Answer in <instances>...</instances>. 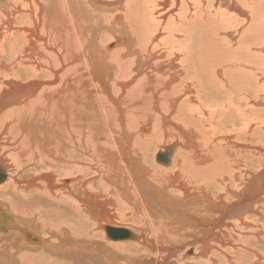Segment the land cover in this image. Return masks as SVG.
Wrapping results in <instances>:
<instances>
[{
  "label": "bare ground",
  "instance_id": "6f19581e",
  "mask_svg": "<svg viewBox=\"0 0 264 264\" xmlns=\"http://www.w3.org/2000/svg\"><path fill=\"white\" fill-rule=\"evenodd\" d=\"M2 1L6 3L0 5V120L9 116L7 109L4 110L9 101L4 99L5 90L18 91L22 87L7 77H14L17 70L33 74L35 77L28 82L31 94L20 100L19 104L24 105L21 108L33 104L36 109L32 118H44L52 126L53 122L69 120L80 142L93 139L91 147L84 142L87 146L84 148L93 147L94 151L105 154L108 159L103 162L110 168H118L120 162L123 167L124 164L130 167L125 176L122 169L118 168V172L111 169L107 177L110 180H106L107 194L112 197L116 193L131 203L142 227L139 236L129 227L115 224L117 211L108 207L110 204L106 207L107 202L113 206V197L101 200L97 193L86 191V197L79 198V208L98 222L97 228L101 224H106L102 226L104 231L105 226L124 228L136 240L119 241L105 231L112 240L106 239L103 244L96 241L99 234L92 231L96 238L86 240L84 247L83 240L75 239L87 235L82 231L85 227L77 232L73 223L78 222L79 213L70 208L60 210L63 192L56 194L48 185L49 191L35 212L32 207L21 205L26 203L22 200L12 208L57 231L61 243L50 244L20 227L18 222L25 216L10 215L4 208L11 200L0 199V233L12 231L14 240L21 235L26 242L37 244L21 250L11 247L5 258L0 255V264H28L31 255L37 257V251H45L42 254L49 260L48 257L43 260L54 264L59 263L53 259L59 254L70 255L64 261L66 264H264V186L261 184L264 167L254 173L255 167H248L264 161V0H152L153 7L148 0H127L124 7L111 14L117 23L109 19L103 22L102 13L85 9L84 0L83 3L80 0L78 3L77 0ZM90 2L116 7L119 3L117 0ZM166 4L168 8L162 11ZM89 21L112 32L108 36L104 32L105 37L118 34L113 48L98 43L99 29L93 33L94 25ZM79 61L83 70L79 69ZM41 74L48 86L45 93L31 87L38 85L36 77ZM60 107L66 111L70 108L71 113L64 115ZM6 125L0 136L8 131ZM150 127L149 133H141L140 128L145 131ZM167 133L176 134L183 146L179 140L170 143L173 144L171 155L177 150L175 162L172 168H167L172 163L170 155L166 165L156 168L161 170V174L157 173L159 177L169 181L168 185L159 186L141 176L140 167L146 166L135 152L139 150L137 147L145 151L152 141ZM106 144L115 145L116 149H109ZM3 146L0 144V148ZM2 154L0 168L5 176L0 184L7 181L0 186V195L17 192L16 195L21 193L25 197L29 187L36 188L34 193L41 195L45 186L35 184L33 179L25 182V188H19L21 181L11 176L13 172L9 173L11 168ZM198 180L206 184L205 189L200 186L199 191H190V184L195 186ZM174 186L183 193L181 203L176 201L179 191L174 195ZM212 189H216L215 194L211 193ZM229 197L235 200L229 201ZM191 199H196L195 205L188 203ZM175 215L184 221L176 222ZM29 222L32 220L22 224L31 226ZM187 223L197 226L199 235L189 232V239L184 241ZM97 228L95 231L99 232ZM227 231H231L229 238ZM105 233L100 231L102 236ZM6 241L11 243L10 239L2 238L0 250ZM78 246L88 250H84L88 254L82 253L86 257L84 261L76 257L77 252L74 254ZM152 250L157 255L148 259L145 255ZM161 251L164 256L159 255ZM247 255L249 261L244 260ZM39 263L40 260H34V264Z\"/></svg>",
  "mask_w": 264,
  "mask_h": 264
},
{
  "label": "rangeland",
  "instance_id": "374dc122",
  "mask_svg": "<svg viewBox=\"0 0 264 264\" xmlns=\"http://www.w3.org/2000/svg\"><path fill=\"white\" fill-rule=\"evenodd\" d=\"M105 1H108V0H105ZM126 1L127 0H117V2H119V3H117V7L115 5H112V6L101 5V4L94 5V3H91L90 0H84V4H85V9H88L89 11L94 10V11H96L98 13H102L101 20H103V22L105 20H108L109 19L113 23H117V21L112 18L111 14L114 13V12H116L120 7L121 8H122V6L124 7V3ZM154 1H158V0H154ZM152 2H153L152 0H150V1L148 0L147 3L150 4L149 6L153 7L152 6ZM4 3H6V1L3 2L2 0H0V5H2ZM77 3H78V0H77ZM80 3H83V1L80 0ZM193 5L194 4H192L191 6H193ZM166 7L168 8V4H166L165 6L162 7V11L166 10L165 9ZM160 9L161 8H159L158 11ZM107 16H108V18H107ZM109 16H111V17H109ZM85 19H86V17L83 16V20L84 21L82 22V24H84V22L86 21ZM90 21H92V19ZM95 21H93L94 24H92L91 22H90L91 24L89 22L88 23L90 25H94V31H93V33L96 30L99 29L98 31L100 32V34H99L100 35L99 36L100 42H98V43L102 44V46H104V47L113 48L114 47V42H115V39H116L115 37L118 34H115L116 36L112 35V37H110V38L109 37H105V35H103L104 32H105V34L107 33V36L109 35V33L111 35L112 32L110 30H108L107 27H104V28L102 26L99 27L98 24L96 25L97 22H95ZM106 30H108V31H106ZM114 33H116V31H114ZM9 53H10V51H9ZM9 58H10V56L7 59H9ZM7 59H6V61H10V60H7ZM43 67H44V64L42 65V68ZM79 69L80 70H83V67L80 65V61H79ZM43 75L44 74H41V75H39V76L36 77L37 78L36 82H37L38 85L31 86V87L36 88V90H35L36 92L38 90L44 91L46 89L45 87H48L46 85L47 83L44 82V78L45 77ZM32 76L35 77L33 74H30V73H27V72H23L21 70H17L15 72V76L14 77L13 76L7 77V78H12L11 80L15 81L17 85H22V87H20L18 89V91H14V90H11V89H6L5 90V92H6L7 95L5 96L6 98L4 97V99L5 100L7 99L9 101H8V104H7L8 106L4 110L6 111V109H7V111L9 112L7 114L10 117L9 116L7 118L5 117L6 119L3 120V121L0 120L1 121L0 122V127H1L0 128V131L3 128V126L6 125L7 122H9V123L6 126L9 127V128H12V129L7 128L8 131H6V133H3L2 132L3 133V136H0V140H1L0 144L5 146V147L3 146V148H0V154L3 152L2 155L5 157V159H7L6 161H7V164H8V168H11V169H8V171H9V173L10 172L11 173L13 172V174L11 176L17 177V180L18 181H21V182H19V184H20L19 185V188H25V182L26 181H30V180L31 181L34 180V183L35 184H38L39 186L43 185V186H45V188L41 189V191H40V192H42L41 195H38V194L34 193L36 188H32V187L26 188V191H28V190L30 191V192H26V194H27V196H25L26 198L23 197V195L21 193H19V192H18L19 193L18 195H16L17 192L16 193H12V194L11 193H9V194H3V195L1 194L0 195V197H1L0 199L1 200H5L4 202H6V201L8 202V200L9 201L11 200L10 203L8 202V203L5 204L4 210L8 211L10 213V215H12L13 217L17 216L18 218H22V215L23 216H25V215L22 214L21 212H17L16 210H14L12 208V205L14 206L15 203L16 204H19L20 203L19 201L22 200L21 201L22 203H24V202H26V203L21 204V205H28L29 208L32 207L33 208L32 211L35 212L36 209H38L39 203L41 201H43V197H45L46 192L49 191V188H50L49 186H51V191L55 192L56 194L58 192H60V190L63 192L62 197L60 196L61 199L63 198V200L61 202H59V204H60V207H59L60 210L62 208H66V209H69L70 208L72 211L75 209L76 212L79 213L78 214L79 215L78 216L79 219L77 220L78 222H76V220H75V221H73V223H74V225H75V227L77 229V232L80 231V230L78 231V229H80L81 227H85L82 231L83 232L85 231L87 235L75 237V239L79 238V239L83 240V241H81V244L84 247H87V245H84L85 244V241L86 240L87 241H92V238L93 237L96 238V236H92V235L94 233H98L99 236H97V240L96 241H99V242H101V243L104 244V240H106V239L112 240V239H110V238H108L106 236V233H105V231H104V229L102 227V226H104L106 224H101V227L97 228L95 225H96V223L98 225V222H96L95 219H92L88 214H85V212L81 211L80 208H79V202H78L80 200L79 198H83L84 199V197H86V195H87L86 194V191H87V192H92L93 194L94 193L95 194L97 193L98 196H99V199H101V200H107V198L109 200V198H112L113 197V199L116 200V201H114L113 199L111 200L112 203H113V206H112L111 202H107L106 203V207L108 206V204H110L108 207H111L113 209V211H117L118 212V213L115 212L116 213L115 216L117 218L114 216V219H113L114 223L117 224V225H122L124 227H129L135 234H138L140 236L141 235L140 234V230H141V227H142L140 225L141 224L140 216L139 215H136V213H135L136 211L133 212V210H132L133 206L131 205V203L128 204V202H125L123 199H120L116 195V193L112 197L109 196V194H107L108 187H109V183L106 180H110L109 178L107 179V177H109L108 176L109 173H112L113 168H114V170L116 172H118V168H120L119 170L122 169L121 174H124V176H125L130 171V167H126L125 164H124V167H123L122 162H120V164H119L120 166L118 168L117 167L116 168L115 167H111L110 168V166L107 165L108 163L106 161L103 162L105 158L108 159L106 157V155L105 154H102L100 152L94 151L92 149L93 147L90 148L91 147V143L93 144V139L92 140H88V139L87 140H84V142L86 144H88V146L90 145V147L84 148V147H87V146L83 144L84 142L83 143L80 142V140L78 139V137L73 134L74 128H72L73 126L71 125V123H70L69 120L68 121L62 120V121H58L57 123L53 122L54 123L53 126H56V127H54V130L52 131V127L53 126L50 125L44 118H43V120H42V118H41V120H40V118H32V115L35 113L33 111H35V109H36L33 104H31V105L26 104V105H29L30 107L25 105L27 107L25 109H27L28 111L27 110L24 111L25 109H22L24 105L19 104V103H21L20 100H22L23 97H26L29 94H31V93H29L30 92L29 90H31V89L28 90V88H30V85L28 86V84H29L28 82H30V80H32V78H33ZM17 77H19V78H17ZM50 86L53 87V84H50ZM25 87H26L25 90L22 89V88H25ZM44 93H45V91H44ZM0 95H1V92H0ZM13 97H15L16 99L12 100ZM79 103L82 104L81 102H78V104ZM60 108H59V110H61L64 113V115H66L67 113H71L70 108H68L67 111L64 109V107H62L61 109ZM20 111L22 113H24L25 116L23 114H20L21 113ZM30 111H31V113H30ZM13 113H14V115H12ZM15 114L17 115L18 118L16 117ZM30 119H32V121ZM18 120H20V121H18ZM58 120H60V119H58ZM42 121H44V123ZM2 122H4V123H2ZM18 122H20L19 123V126L20 127L17 125ZM21 122H23V126L24 127H27V128H23ZM32 123H33V125H31ZM39 124H41V125H39ZM34 126H35V128H34ZM151 130H152V127H150L149 130H145V131H144V129L142 130L140 128L141 133H149ZM36 131H38V132H36ZM55 131H57V132H55ZM7 132H9V133H7ZM24 139L26 140V142L24 143L25 145L23 144ZM175 140H179L180 143H181V145L183 146L182 140L179 139L176 136V134L167 133L165 135L164 134H161L160 137H158L154 141H152V144L149 147H145L146 148L145 151L143 149H141V148H138V147L136 148V149H139V150H136V152H135L136 153V156L137 157H140V159H139L140 160V163L142 165H145L146 166V167H140V168H142L141 169V176H143V178H145L147 181H149L151 183L154 182L153 184H158L159 186H162V185L164 186V184L165 185H168L169 184V181L167 180V178H160L159 175L157 174V173L161 174V170L160 171L159 170L157 171L156 168H161L162 165H166V163H159V162H157L155 160V154L158 151H163V149L167 145H169L170 143H172ZM23 146H25V147H23ZM106 146H109V149H114V148L116 149L115 145L114 146L113 145L110 146L109 144H106ZM22 148H24V149H22ZM146 150L149 151L148 154L145 153V152H147ZM175 151H177V150L175 149ZM175 151L173 153L174 155L173 154L171 155L172 156V159H171L172 160V163L167 168H172L171 166L174 164L173 162H175V159H174L175 156H176L175 153H177ZM142 155H144L145 157L147 156V157L146 158H143ZM104 164H106V167L107 168L109 167V168L108 169L107 168L104 169V167H105ZM134 166H136V165H134ZM253 166L255 168H252V171H253L252 173L257 172L260 168L264 167V161H262L261 164H258V165L251 164L248 167H253ZM100 169L101 170L103 169V170L101 171ZM163 169H164V167H163ZM105 170L106 171L108 170V171L106 172ZM101 174H102V176H101ZM66 175L69 176V177H67ZM146 175H148V176L145 177ZM48 176H50V177L48 178ZM6 181H7V179L3 183H1L0 186L3 185ZM162 181H165L166 183L165 182H162ZM198 183L199 184H196L195 185L196 187L193 186L192 184H190L191 186L188 184L190 186L189 190L190 191H193V189H195L196 191H199L198 188L200 186L202 187V190H204L205 189V186H203V185H206V184L205 183L203 184L199 180H198ZM237 183H235V184H237ZM62 184L65 185V186L67 185V187L66 188H61L60 186H62ZM193 184H195V182ZM73 187L75 188V191H73L74 190ZM80 187H81V189L83 187L86 188V189H84V190L82 189L81 190ZM78 189H80L81 191L78 190ZM177 190L179 192H177ZM215 190L212 189V192L211 193L212 194H215V192H214ZM68 191H71V192H68ZM173 192H174V195H175L176 192L179 193V195L176 193L175 196H179V198L176 201L179 202V203H181L180 200H181V197H182L183 193L180 192L179 187H177V189H176V187L174 186ZM150 193H151V191H150ZM83 194H84V196H83ZM30 197L33 198V199H31ZM171 199L173 200V198H171ZM227 199H229V201H231V200H235V197H229ZM133 201L135 202V200H133ZM195 201H196V199H191V200L188 201V203L192 202L195 205V203H194ZM123 206L125 207V210H122V208L124 209ZM179 206L180 207L182 206V208L185 207V206H183V204L182 205L180 204ZM59 208L56 207V209H59ZM135 208L137 209V206L136 205H135ZM117 209H120V210H117ZM178 210L181 211V208H179ZM158 211L159 212H162L160 210H158ZM183 212L185 213V209H183ZM65 213H67V212H65ZM120 213L123 215L122 216L123 218L121 216H119V215H121ZM125 213L127 214V216H126ZM124 216H126V217H124ZM177 217L178 216H176V215L173 217V219L176 222L178 220ZM27 218H28V216L23 217L22 218V222H26V221H29V220L31 221L32 220V222H29L31 226L24 225V224H22V222H18V224L20 225V227L29 229L31 231V233H35V236L39 237L40 239H42V238L45 239V240L47 239L50 242V244L52 243V244L58 245L59 243H61L62 237H59L57 235L58 234L57 231H54L53 232V231H51V230L43 227L41 223H36L37 221H34L33 220L34 218L33 219L32 218L31 219H29V218L27 219ZM80 219H82V225L83 226L80 223ZM180 219H182V218L180 217L179 220ZM35 220H37V219H35ZM34 223H36V224H34ZM114 223H112V224H114ZM38 224H39V226H38ZM91 224H93V225H91ZM190 225L191 224L187 223V225L184 227L185 229H187V232L183 234L184 236H182V239L184 241H186V240L189 239V236H190L191 233H193V234L195 233V235H199V232H197V230H198L197 229V226H194L193 227V225H191V226ZM93 226L96 227L97 229H99V232L98 231H95L96 228L94 229ZM208 227H209V225L207 226V228ZM145 228H147V227H145ZM43 230H44V232H43ZM50 231H51V233H53L52 234L53 236L51 235ZM100 231H103L105 233V235L102 236V234H100ZM189 232H191V233H189ZM13 235H15V234L12 233V231H11V233L4 232V231L0 233V245H1L2 238H5L6 240L7 239H10V242H11V243H8V241H6V243H4V245H3V249L0 250V255L3 256L4 258H5L6 252L8 250L10 251L11 247H14L16 250H21V249H26V248H32V246H36L37 245L34 241H31V240L26 242L27 239H25L21 235H19V239L14 240L13 239ZM148 235H150V234H148ZM186 236H188V237H186ZM230 236H231V231H227L226 232V238H229ZM149 237H151V236H149ZM95 238H93V239H95ZM66 239H68L67 236H66ZM120 240H122V241L123 240H136V238H134V237H128L127 239H119V241ZM115 241H118V240H115ZM23 242L25 243L26 246H29V247H26V246L22 245V244H24ZM148 243H150V242H148ZM75 244H77V243H74L73 245H75ZM226 245H227V243H226ZM82 248H83L82 246L81 247L78 246L76 248L77 251H75L74 254H76V252H77L76 257L79 258L80 260H83L84 261L85 258H86L84 255L85 254H88L84 250H86V251H88V250L85 249V248H83V250H82ZM49 250H51V249H49ZM244 250H245V248H244ZM43 252H45V251H37L36 254H35L37 257H32V255H31V257H29L31 259H30V262L28 264H34V260L35 261L36 260H40V263L39 264H43V263L44 264H54V262L47 263V262L44 261V260H47V257L48 256L46 255V257H45L44 256L45 254H42ZM83 252H85V254ZM152 252H151V254L149 253V254H147L145 256L148 259H151V258H153L154 256L157 255V254L154 255V250H152ZM57 254H59V253H57ZM119 254H122V253H119ZM59 255L57 257H55V253H54L52 256L55 257V258H53V259H56V261H59V263H57V264H66L64 261H66L67 259H69L70 258V255L66 254V257L64 256L65 254H63L62 256H59ZM159 255L160 256H164V253L161 251V254H159ZM188 255H190V254H188ZM243 255L245 256V254H243ZM58 257H61L62 260L60 258H58ZM159 259H162V257H159ZM48 260H49V257H48ZM95 260H96V258H95ZM244 260L245 261H249V256L247 255L244 258ZM17 264H25V263H23V262H17ZM94 264H96V262Z\"/></svg>",
  "mask_w": 264,
  "mask_h": 264
},
{
  "label": "water",
  "instance_id": "95a60500",
  "mask_svg": "<svg viewBox=\"0 0 264 264\" xmlns=\"http://www.w3.org/2000/svg\"><path fill=\"white\" fill-rule=\"evenodd\" d=\"M173 150V144H169L164 148V151H158L155 154V160L159 163H166L169 160V157L172 153ZM4 172L3 170L0 168V182L4 179ZM264 186V180L261 183ZM6 219H8V217L5 214ZM105 231L107 232V235H109L111 238L113 239H120V238H128V237H132L133 234L132 232H130L127 229L124 228H115V227H111V226H105Z\"/></svg>",
  "mask_w": 264,
  "mask_h": 264
}]
</instances>
